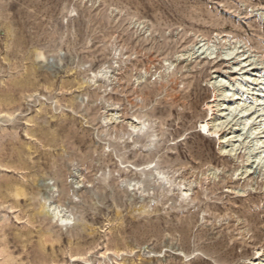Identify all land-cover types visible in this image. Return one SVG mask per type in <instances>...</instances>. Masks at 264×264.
Segmentation results:
<instances>
[{
	"label": "rangeland",
	"instance_id": "374dc122",
	"mask_svg": "<svg viewBox=\"0 0 264 264\" xmlns=\"http://www.w3.org/2000/svg\"><path fill=\"white\" fill-rule=\"evenodd\" d=\"M240 69L264 0H0V264H264L258 135L200 128Z\"/></svg>",
	"mask_w": 264,
	"mask_h": 264
},
{
	"label": "bare ground",
	"instance_id": "6f19581e",
	"mask_svg": "<svg viewBox=\"0 0 264 264\" xmlns=\"http://www.w3.org/2000/svg\"><path fill=\"white\" fill-rule=\"evenodd\" d=\"M203 48H204L203 45L198 46L195 54H198L200 50ZM233 54H234L233 52H228L225 56L230 57ZM247 62L248 61L246 60H241L239 64L234 67V69L237 70L239 65H242V64L244 68ZM242 69H240L239 71H241ZM248 71H254V69L252 70L248 69L247 72ZM247 72L241 71V73L239 74L240 75L239 80L234 82V84L226 83L223 79H218L217 77L215 78L213 85L221 88L219 97L222 99V101L218 102L214 100L208 105L207 110L209 112L210 117H207V118H210V119L209 121L207 120L208 122L202 123L200 128L206 135L214 139L217 138L218 141L220 142L224 141L225 143V140L227 139V137L219 136V131H218L220 127V120H221L222 114L224 113L223 115L226 116L225 119L227 121L225 123L231 120V121L237 122L239 125V122H241L243 131L249 127L250 136L258 135L257 136L258 138H255L254 145L258 149L261 148L262 151L259 152V154H257L258 157L256 160L260 163H263L264 165V75H262V73L261 74L258 73L260 75L255 76ZM259 85H261V87H258ZM254 86H257L258 88ZM242 90L247 92V95L249 97L248 101L250 102H247V99L245 100L247 96H244L242 94ZM255 108H257L258 110H255ZM257 119H259L258 123L256 121ZM255 122L256 124L253 127L252 125ZM241 136L242 135H233V137H231L230 139H234V138L239 139ZM249 140H251V138ZM237 142L239 143V141ZM249 144H252V143L250 142ZM234 147L232 148L235 149ZM256 163L257 162H255V164Z\"/></svg>",
	"mask_w": 264,
	"mask_h": 264
}]
</instances>
